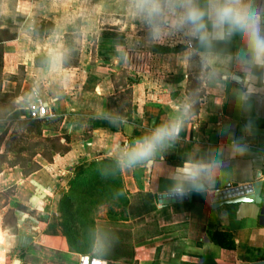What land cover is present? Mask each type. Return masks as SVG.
<instances>
[{"label": "crops", "instance_id": "crops-1", "mask_svg": "<svg viewBox=\"0 0 264 264\" xmlns=\"http://www.w3.org/2000/svg\"><path fill=\"white\" fill-rule=\"evenodd\" d=\"M253 3L259 6L260 0ZM72 25L79 32L69 36ZM238 46L235 41L230 50L221 46L206 61L203 50L184 33L152 39L145 23L129 12L127 0H0V94L14 96L10 105L0 99V134L27 118V106L37 93L59 119L44 123L42 136L65 147L51 160L37 153L33 160L40 167L27 175L19 165L0 162V261L49 264L45 255L57 252L78 264L80 253L70 251L59 225L67 179L93 160L115 162L114 145L130 143L184 105L190 108L180 137L162 160L151 167H118L128 205L119 206L113 220L106 209L93 218L94 252L106 249L114 228L113 245L120 253L112 259L92 256L105 264L264 259L259 204L212 208L200 194L185 201L159 202L158 197L169 193L167 178L182 160L205 159L210 148L227 153L233 136L242 138L249 150L224 157L210 193L263 179L264 70H257L256 94L241 108L236 102L239 85L227 76L239 71L227 61ZM52 52L62 54L55 65ZM122 66L129 68L123 77L127 82L116 84ZM248 120L254 127L246 133ZM215 231L231 234L234 248L210 241Z\"/></svg>", "mask_w": 264, "mask_h": 264}, {"label": "clouds", "instance_id": "clouds-1", "mask_svg": "<svg viewBox=\"0 0 264 264\" xmlns=\"http://www.w3.org/2000/svg\"><path fill=\"white\" fill-rule=\"evenodd\" d=\"M129 12L142 20L152 39H160L167 32L186 34L205 54V60L223 46L230 50L235 41L239 46L230 51L228 63L238 66V72L228 73V78L239 85L236 102L245 107L256 94L257 70H264V0L259 6L253 0H127ZM53 64L62 54L52 52ZM190 105L151 129L136 136L130 143L114 145L115 163L121 169L151 167L157 158L179 139ZM254 127L248 120L247 133ZM249 150L242 138L231 137L228 152L209 149L205 159L191 156L182 160L168 176L171 197L185 198L191 194L205 197L217 187V175L224 167V157L244 154ZM3 264V261H0Z\"/></svg>", "mask_w": 264, "mask_h": 264}, {"label": "trees", "instance_id": "trees-1", "mask_svg": "<svg viewBox=\"0 0 264 264\" xmlns=\"http://www.w3.org/2000/svg\"><path fill=\"white\" fill-rule=\"evenodd\" d=\"M13 97V94L9 93L0 94V99L9 105L10 99ZM55 121L58 122L59 119L51 117L40 120L29 118L17 120V128L22 129L23 133H29L31 136H24L30 142L20 141L23 142L22 146L15 150L19 155V159L14 163L10 162V164L19 165L24 175L32 173L40 167L33 160L37 153L40 152L44 158L51 160L54 152L65 151V147L60 145L56 138L45 137L44 140L51 143L47 147H43V151L38 148L43 146L42 142L31 141V138L35 136H42V125L44 123ZM9 133L10 128H6L0 134V146H2ZM6 159V154L4 152L0 153V162H8L9 160ZM105 204L126 207L128 199L123 191L120 172L116 163L110 159L93 160L87 166L78 170L75 176L69 180L68 189L59 200V225L70 251L80 254H95L96 227L92 213L96 207ZM209 239L224 248L233 249L235 246L231 234L226 232H212L209 234Z\"/></svg>", "mask_w": 264, "mask_h": 264}, {"label": "rangeland", "instance_id": "rangeland-1", "mask_svg": "<svg viewBox=\"0 0 264 264\" xmlns=\"http://www.w3.org/2000/svg\"><path fill=\"white\" fill-rule=\"evenodd\" d=\"M68 30L70 32H72V34H69L68 33L69 36L75 35V34H77L79 32V29L76 26H73V25L72 26H69L68 27ZM73 58H74V56L69 61L70 62L71 61H74ZM128 69H129L128 67L123 68V66H122V68L119 71L120 72L119 73L120 75H115V77H116L115 78L116 84H123L124 82H127L123 77H126L127 76L126 73H127ZM24 136L25 137L26 136L29 137L31 135L29 133H23L22 130L21 129L18 130V128H15V127L14 128H10L9 135L6 136V138L3 141L4 143H2V147H3L2 150H3V152L4 153L7 152L8 157H10L8 159L7 158V155H6L7 160H9L7 162V164L12 165V164H10V162L11 163L12 162L14 163L15 161H18V159H19L18 156L19 155H18L17 151H15V150H17V148H19L20 146H22V143L23 142L21 143L20 141H24L25 143L30 142ZM45 137H47V136H41V137L35 136L34 138H31V141H33V142H37V141L38 142H42V145L43 146L38 147V148L43 151L44 150L43 147H47L51 143L50 141H45L44 140ZM76 172H77V170L72 173V175H71V177L69 179H67L68 182H69V180L71 178H73L75 176ZM69 176H70V174H68L67 177H69ZM68 182H67V184H68ZM64 192H65V190H64ZM64 192L62 193V195L64 194ZM118 208H119V206L107 205V204L104 207H101V206L100 207H96V209L93 210L92 217L93 216L94 217H97L99 210H104L105 211V209H106V215H108V218L109 219L113 220L118 215V213L120 212L118 210ZM111 224H114V223L112 222ZM113 232H114V228H110V233L106 237L107 238L106 239L107 240V244L104 247L106 249H104V250L101 249L100 251H98V253L95 252V254H97L98 257L112 259V258H116L117 256H119V253L120 252L115 251L116 248H115V245H113L114 244L113 239L115 238L114 236H112L113 235L112 234ZM95 254H93V255H95ZM97 255H95V256H97ZM126 255H127V253L123 257L127 259L128 256H126ZM61 256H63V257H61ZM69 257H70V255L69 256H65L62 253L61 254H57V252H55L54 255H49V256L48 255H45V258H46V260L48 261L49 264L51 262H52L51 264H74V258H71V257L69 258Z\"/></svg>", "mask_w": 264, "mask_h": 264}, {"label": "water", "instance_id": "water-1", "mask_svg": "<svg viewBox=\"0 0 264 264\" xmlns=\"http://www.w3.org/2000/svg\"><path fill=\"white\" fill-rule=\"evenodd\" d=\"M192 194L185 198H174L169 193L159 195V202H163L162 199H168L169 201H185L191 198ZM206 201L211 203L212 208H217L222 205L238 203V202H250L260 205V213L264 215V179L255 180L249 184L242 186L229 187L224 190H219L213 193H209L207 197L201 195ZM165 201V200H164ZM242 264H264V260H257L253 262H245Z\"/></svg>", "mask_w": 264, "mask_h": 264}, {"label": "built area", "instance_id": "built-area-1", "mask_svg": "<svg viewBox=\"0 0 264 264\" xmlns=\"http://www.w3.org/2000/svg\"><path fill=\"white\" fill-rule=\"evenodd\" d=\"M188 46L191 47V43H188ZM54 116L55 114L50 110L48 103H46V101H44L39 94L34 93L32 96V100L27 106V118L40 120L43 118H51ZM78 264H105V261L90 254H79Z\"/></svg>", "mask_w": 264, "mask_h": 264}]
</instances>
